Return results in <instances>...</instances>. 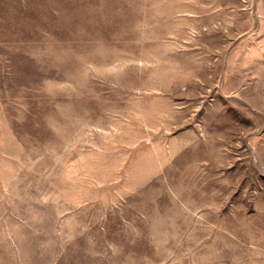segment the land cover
I'll return each instance as SVG.
<instances>
[{"label": "rangeland", "instance_id": "374dc122", "mask_svg": "<svg viewBox=\"0 0 264 264\" xmlns=\"http://www.w3.org/2000/svg\"><path fill=\"white\" fill-rule=\"evenodd\" d=\"M0 264H264V0H0Z\"/></svg>", "mask_w": 264, "mask_h": 264}]
</instances>
